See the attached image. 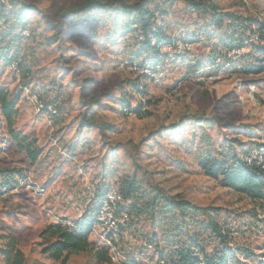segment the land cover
<instances>
[{
  "label": "rangeland",
  "instance_id": "rangeland-1",
  "mask_svg": "<svg viewBox=\"0 0 264 264\" xmlns=\"http://www.w3.org/2000/svg\"><path fill=\"white\" fill-rule=\"evenodd\" d=\"M83 1H0L10 24L22 5L35 8L20 38L0 25V56L8 48L19 61L15 73L0 57V92L15 102L13 131L27 139L14 140L0 113V184H10L0 188V235L15 238L25 264H63L41 252L40 231L93 218L109 185L123 195L124 183L134 180L119 233L109 240L95 223L88 237L94 250L106 248L108 259L90 250L64 264H165L174 245L193 238L204 253L226 249L229 264H263L264 201L223 186L198 162L205 154L244 156L264 145V71H246L264 64L258 51L264 29L258 44L250 41L264 0H193L202 9L188 0L143 2L163 10L167 38L191 41L190 50L171 56L164 44L156 52L143 48L141 33L125 29L133 16L116 9L120 0L77 10ZM243 42L241 56L225 66L226 46ZM155 58L162 72L157 81L128 68ZM32 96L57 113L37 112ZM137 106L140 111H130ZM27 142L39 152L34 161ZM156 194L206 209L221 224L225 243L205 228L206 214L188 221L178 213L163 216V200L150 204Z\"/></svg>",
  "mask_w": 264,
  "mask_h": 264
},
{
  "label": "trees",
  "instance_id": "trees-1",
  "mask_svg": "<svg viewBox=\"0 0 264 264\" xmlns=\"http://www.w3.org/2000/svg\"><path fill=\"white\" fill-rule=\"evenodd\" d=\"M7 1V0H6ZM13 3H18L20 0H10ZM155 0H138L132 4H127L124 1H118L117 10L124 12L127 16H133L129 22L125 25V29L129 31H137L141 33L144 38L142 42L143 48H152L155 52L158 50L156 45L150 44L149 34L155 38L157 43L160 44H171L173 39L167 38L160 28H156L152 21V15L154 10H149L148 8L142 6L143 2H150ZM190 5L198 9H202L204 5L200 2H194L193 0H188ZM111 5L107 2H100L97 0H84L79 4L77 10L86 9L89 7H101L105 8ZM33 7L24 6L20 7L19 12L15 14L12 18L13 23L10 24L9 16H1L2 24L4 27L8 28V37H15L14 39L21 37V31L26 28L27 16L31 12ZM155 10L160 11L163 15L164 12L160 8ZM165 16V15H164ZM213 18L220 23L221 19L213 13ZM261 36V34H260ZM12 42V40H10ZM10 43V42H9ZM241 44V43H240ZM226 46L225 50H231L234 47L239 46ZM258 44V43H256ZM258 51L264 54V46L258 47ZM9 49L3 48L1 53V59L5 63L10 64L11 62H16L18 60L15 56H8ZM158 59V58H155ZM248 73L258 74L264 71V64L256 63L248 66ZM7 93L0 92V113L6 121L7 128L12 136V138L18 142H26V136L20 137L12 129V119L16 113L15 102L8 99ZM141 106H137L134 109H130L131 112L137 113L140 111ZM129 110V109H128ZM87 120H83L81 125H85ZM100 130L104 129L103 124L99 126ZM34 145L31 142L25 144V151L31 161H34L39 152L35 150ZM248 148L244 155L249 152ZM244 156H238L235 152H231L222 158H216L212 155L205 154L199 160L198 164L201 167L205 175L218 179L220 183L232 189L237 193H241L252 200L264 201V170L256 165L255 163H247ZM5 179V178H4ZM10 184L8 181L3 180L0 184V188L8 187ZM135 186L134 180L125 182L122 186L121 192L123 195H129ZM1 191V190H0ZM101 199V198H100ZM163 200L162 214L163 216H169L170 220L173 219L175 213H178L182 218V221H188L192 217L206 214L209 217V222H207V229L215 235L221 244L225 243L226 236L222 233L221 226L214 220L211 215L204 208H200L191 204L188 201L180 199L178 196L164 198L160 194L154 195L150 199V204L155 205L157 201ZM131 204V203H130ZM97 212V211H96ZM96 212L93 218L83 217L80 221L75 222L72 225L68 224H48L39 233L38 245L41 247V252L48 258L53 260H60L63 264L67 261L69 256L77 254L80 252H86L94 250L91 243L88 240L90 233L92 232L93 226L96 223ZM203 222H199L202 224ZM180 226L176 225L175 229ZM0 239L2 243L0 244V255L3 259L4 264H25V257L23 252L18 248L16 240L11 235L1 234ZM195 238L190 239L186 245H174L173 249L168 255V259L165 260V264H229V256L226 249L215 250L212 253H204L202 248H198L195 244ZM96 256L100 261H106L107 250H94ZM162 252V251H161ZM163 254L159 255L160 259H163ZM264 264V263H263Z\"/></svg>",
  "mask_w": 264,
  "mask_h": 264
},
{
  "label": "built area",
  "instance_id": "built-area-1",
  "mask_svg": "<svg viewBox=\"0 0 264 264\" xmlns=\"http://www.w3.org/2000/svg\"><path fill=\"white\" fill-rule=\"evenodd\" d=\"M2 3H5L6 0H0ZM152 21L156 28H160L163 31L164 28V15L158 11L154 10L152 15ZM2 21L0 19V25ZM264 29V14H262L258 19V24L254 26L250 41L257 43L260 39V31ZM27 33V28H24L21 31V35ZM150 44L156 45L158 49H162L163 46L160 43H157L154 37L149 34ZM164 46L169 47V55L173 54H181L187 50H190L191 41L188 39H173L172 43ZM248 46V42H243L237 47L232 48L231 50H225L226 53L223 57L225 61V66H228L230 62L239 58L243 53L244 49ZM160 58V56H159ZM157 60H149L146 63H136L130 62L129 69L133 72L139 73L143 70L146 74H148L154 80H158L159 76L162 75L160 71V63ZM218 65V64H217ZM10 67L12 71L15 73H19L18 64L16 62H11ZM31 101L33 102L35 109L37 112L45 110L48 114L55 115L57 113L56 108L51 104H43L36 96L31 97ZM247 163H255L260 166L264 170V145L258 146L257 148H250L249 152L243 157ZM131 200L122 195L118 188L114 185H109L98 206V210L96 212V223L100 229V231L106 236L109 240H112L118 233L119 227L123 223V220L126 217V213L124 212V208L130 205ZM219 223V222H218ZM219 225H221L219 223Z\"/></svg>",
  "mask_w": 264,
  "mask_h": 264
}]
</instances>
